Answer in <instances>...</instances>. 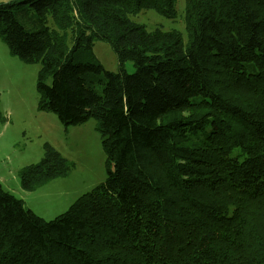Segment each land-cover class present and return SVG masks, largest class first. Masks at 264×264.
Masks as SVG:
<instances>
[{
  "label": "trees",
  "instance_id": "trees-1",
  "mask_svg": "<svg viewBox=\"0 0 264 264\" xmlns=\"http://www.w3.org/2000/svg\"><path fill=\"white\" fill-rule=\"evenodd\" d=\"M176 1L0 3V37L41 63L39 109L96 119L108 158L107 178L52 219L0 182V264H264V0H186V37L133 18H175ZM73 166L45 142L21 185Z\"/></svg>",
  "mask_w": 264,
  "mask_h": 264
},
{
  "label": "rangeland",
  "instance_id": "rangeland-1",
  "mask_svg": "<svg viewBox=\"0 0 264 264\" xmlns=\"http://www.w3.org/2000/svg\"><path fill=\"white\" fill-rule=\"evenodd\" d=\"M176 7L175 18L163 16L154 9H144L133 18L151 29L157 25L179 29L186 37V0H177ZM94 51L106 70H118V56L109 42L95 39ZM126 66L129 71L135 69L131 60ZM40 68V62H26L12 54L0 37V132L4 131L5 124L7 126L0 138V182L38 215L52 219L107 178L108 158L96 119L66 125L56 113L39 109L37 77ZM45 142L53 144L74 166L67 176L27 191L21 185L20 171L40 161Z\"/></svg>",
  "mask_w": 264,
  "mask_h": 264
},
{
  "label": "crops",
  "instance_id": "crops-1",
  "mask_svg": "<svg viewBox=\"0 0 264 264\" xmlns=\"http://www.w3.org/2000/svg\"><path fill=\"white\" fill-rule=\"evenodd\" d=\"M6 1H8V0H4V2H6ZM6 129H7V126H6V124H5V125H4V128H3L4 131H3V132H0V138L4 135Z\"/></svg>",
  "mask_w": 264,
  "mask_h": 264
}]
</instances>
